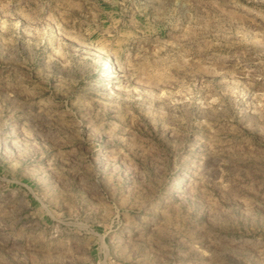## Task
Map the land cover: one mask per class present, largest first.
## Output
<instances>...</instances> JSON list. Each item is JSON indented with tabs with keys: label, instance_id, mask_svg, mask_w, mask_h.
Listing matches in <instances>:
<instances>
[{
	"label": "rangeland",
	"instance_id": "1",
	"mask_svg": "<svg viewBox=\"0 0 264 264\" xmlns=\"http://www.w3.org/2000/svg\"><path fill=\"white\" fill-rule=\"evenodd\" d=\"M0 264H264V0H0Z\"/></svg>",
	"mask_w": 264,
	"mask_h": 264
},
{
	"label": "bare ground",
	"instance_id": "2",
	"mask_svg": "<svg viewBox=\"0 0 264 264\" xmlns=\"http://www.w3.org/2000/svg\"><path fill=\"white\" fill-rule=\"evenodd\" d=\"M116 76L117 74L111 75L110 73L109 74L107 73V74H102L100 76V79L105 82H108L111 90H120V87H119L120 85H118L117 82L113 81L114 79L117 78Z\"/></svg>",
	"mask_w": 264,
	"mask_h": 264
}]
</instances>
